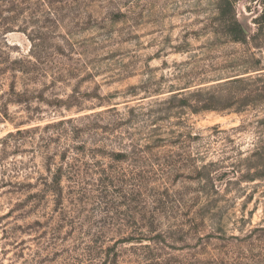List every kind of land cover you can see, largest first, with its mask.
I'll return each mask as SVG.
<instances>
[{"label":"rangeland","instance_id":"1","mask_svg":"<svg viewBox=\"0 0 264 264\" xmlns=\"http://www.w3.org/2000/svg\"><path fill=\"white\" fill-rule=\"evenodd\" d=\"M263 11L264 0H0V140L40 127L18 148L0 143V264H104L111 247L117 264H264ZM232 15L247 41L228 36ZM200 88L212 109L162 111ZM103 111L78 124L100 126L80 140L46 130ZM100 169L115 180L107 195Z\"/></svg>","mask_w":264,"mask_h":264},{"label":"trees","instance_id":"2","mask_svg":"<svg viewBox=\"0 0 264 264\" xmlns=\"http://www.w3.org/2000/svg\"><path fill=\"white\" fill-rule=\"evenodd\" d=\"M230 6L232 7V4H230ZM221 14L226 15L227 11L222 9ZM259 21L260 22L264 21V11ZM226 25L228 28L227 29L228 36L236 41H240V42L247 41V38L251 34V32L234 15H232V17L228 19V21L226 22ZM203 92H204V89L200 88L194 91L180 92V93L174 94L169 100H166L160 104L162 107H164L162 111H168L169 108H167V106H171L173 103H176V101L179 102L180 107H183V108L187 107L190 110L195 111V112H198L200 110L212 109L214 106L213 98H204ZM106 112L107 111L93 113L91 115H85L80 118L63 119V120H60L59 122H55V123L47 125L46 130L57 129L56 132L60 136V138L67 137L73 140H75V138L80 140L82 134L85 133V131L90 130V129H99L100 126L99 124H95L92 126L83 127L78 124L84 123L86 121L91 123V121L93 120H99L103 117V115L106 114ZM38 129H40V127H34L30 129H25V130H18L15 133H9L6 137L0 140V143L2 145V151L6 152L7 148L11 144H13L16 148H18L17 146H19L18 141L20 137H23L26 134L37 131ZM84 145L85 144L70 147L68 148L67 151L72 150L73 152L81 155L83 152L86 151ZM116 156L118 158H121L122 154L118 153ZM62 160L64 161L67 160L66 153L62 157ZM74 162H78V160L76 159V161ZM70 168L75 173V175L78 177L81 176V178H83V177L91 176L90 174H86V173L83 174L79 166L72 165L70 166ZM62 171H63L62 168L58 169V172L56 173V177L54 179L53 186H52V188L55 189L54 192H56L57 194H60L62 190L61 182H60L63 176ZM99 173H100L101 179L97 186L98 187L97 192L107 195L109 187L115 185V180H113L112 177H110V175L106 173V170L100 169ZM123 240H124V243L132 242V243H135V245L139 244L141 245V247H145L147 249H149L150 247L149 245L144 246L145 239L140 238V237H136V238L127 237V238H124ZM91 253L94 256H97L98 254H100V253L95 252L94 250H91ZM152 256L153 255L150 253L149 257H152ZM117 257L118 256L117 254H115L114 247L109 248L106 251V259L104 261L105 262L104 264H117L118 262Z\"/></svg>","mask_w":264,"mask_h":264}]
</instances>
